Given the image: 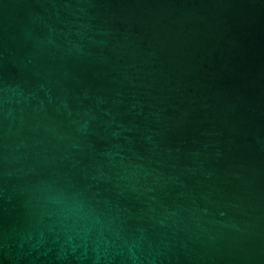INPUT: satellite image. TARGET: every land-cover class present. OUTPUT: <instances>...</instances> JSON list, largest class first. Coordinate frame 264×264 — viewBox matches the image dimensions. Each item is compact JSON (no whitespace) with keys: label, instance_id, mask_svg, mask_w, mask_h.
<instances>
[{"label":"water","instance_id":"95a60500","mask_svg":"<svg viewBox=\"0 0 264 264\" xmlns=\"http://www.w3.org/2000/svg\"><path fill=\"white\" fill-rule=\"evenodd\" d=\"M0 264H264V0H0Z\"/></svg>","mask_w":264,"mask_h":264}]
</instances>
